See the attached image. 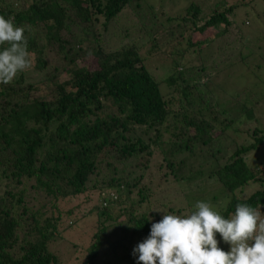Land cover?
I'll list each match as a JSON object with an SVG mask.
<instances>
[{
    "label": "trees",
    "instance_id": "trees-1",
    "mask_svg": "<svg viewBox=\"0 0 264 264\" xmlns=\"http://www.w3.org/2000/svg\"><path fill=\"white\" fill-rule=\"evenodd\" d=\"M170 1L0 0V15L25 29L35 70L46 66L52 47L66 63L55 68H64V78L30 81L22 72L0 84V264H68L51 244L79 223L78 207L62 203L94 190L101 200L91 209L95 229L77 264H137L133 250L152 223L165 213L187 214L197 201L225 218L238 203L264 214V158H251L264 136L249 142L233 130L264 117V86L253 93L234 85L238 74L248 84L252 78L241 74L243 65L262 61L264 70V0H232L229 7L226 0H188L165 19ZM134 2L160 21L148 29L157 48L171 47L169 96L140 53L143 44L111 49L101 42L102 28ZM219 46L228 56L214 78L207 56L223 57ZM87 54L96 57L94 68L82 64ZM219 88L233 96L219 98ZM153 176L185 189L200 181L206 193L192 191L177 205L155 189ZM253 184L259 186L245 196Z\"/></svg>",
    "mask_w": 264,
    "mask_h": 264
},
{
    "label": "clouds",
    "instance_id": "clouds-1",
    "mask_svg": "<svg viewBox=\"0 0 264 264\" xmlns=\"http://www.w3.org/2000/svg\"><path fill=\"white\" fill-rule=\"evenodd\" d=\"M25 29L0 15V84L31 69ZM187 214H167L151 225L133 250L137 264H264V215L238 203L228 218L211 203L197 201ZM132 227L133 225H129ZM217 234L230 250L220 247Z\"/></svg>",
    "mask_w": 264,
    "mask_h": 264
},
{
    "label": "rangeland",
    "instance_id": "rangeland-1",
    "mask_svg": "<svg viewBox=\"0 0 264 264\" xmlns=\"http://www.w3.org/2000/svg\"><path fill=\"white\" fill-rule=\"evenodd\" d=\"M12 2H17L20 4V0H9ZM193 1H201V0H193ZM211 2L212 0H207ZM216 0H213L211 4H214ZM149 4H153L158 6L159 2L158 0H147ZM232 0H226L225 4L227 7L232 5ZM142 7H139L135 2L131 3L129 6H127L117 17L114 19L107 27V29L102 28V37H101V42L105 47H110L111 49H120L122 47L128 46V45H133L135 47L143 44V46L140 48V53L146 57V61L149 66V70L153 73L154 76L158 77L159 80H161V87L162 91L166 96H169L173 93V90L171 87L167 85L164 80L166 79L167 72L168 70V65L171 61V54L169 53V49H171L170 45L165 47V50H161L157 48L155 45V42L151 40V36L148 35V29L149 25H152V22H155L159 24L160 21L155 20L152 18L146 11V8H144V3L140 2ZM190 3L188 0H171L170 2H166L164 5L163 10H165V14H161L163 18H168L170 16H174L178 14V12H182L185 10L187 5ZM17 6V5H16ZM263 6L261 5V12ZM264 25V24H263ZM262 25V26H263ZM233 37V38H232ZM236 35H230L229 40H234L236 38ZM228 39V35L224 38V40ZM223 40V39H220ZM239 41H237V44ZM264 46V44H262ZM155 47V48H154ZM237 47V45L235 46ZM221 46H219L220 49ZM216 49V51H217ZM221 56H212L208 55L207 57L210 58L212 64H209L211 67H215L214 69H210L209 72L211 73V76L215 77L216 71L215 69L219 68L218 64H222V60L226 59L225 55L228 56V52L224 50V47L220 49ZM261 52H264V48H260ZM50 54H48L45 58L47 61V64L44 68L42 69H37L35 70L36 66V60L34 53H31V59H32V67L30 70L26 71L27 72V78L30 81H38L42 78H44L47 75H53V74H60L61 78L66 77L64 74V68L62 67L59 71L56 70L55 68L57 66H64L66 63L59 59V57L56 54L57 49L56 47H52L50 50H48ZM235 52H238V49L235 50ZM259 52V50H257ZM259 53L255 54V57H257ZM237 57V56H236ZM214 60H213V59ZM239 59L241 57H238ZM257 63H262V61L258 62H253L251 63V66H244V69L242 70L241 74L242 75H251L252 78L249 80V84L244 81L242 77H239L240 75L238 72V76H236L234 80V85L235 89H241L238 86L244 85H249L247 89H250L253 91V93L259 92V90L264 86L263 82H259L258 85H255V81H258V79L262 80L264 78V70L261 67H257ZM82 64H84L87 67L94 68L95 65L97 64V59L93 54H87L83 57L82 59ZM264 64V63H263ZM223 65V64H222ZM40 67V66H37ZM237 68L240 66L237 65ZM64 71V72H63ZM200 70H198L199 72ZM235 73V74H236ZM258 74L262 75L261 78H258ZM202 81H204V78H202ZM229 91V92H228ZM234 91V90H233ZM231 89L223 90V89H218V97L224 100H228L229 97H232L233 92ZM215 99V97H214ZM243 100V99H241ZM226 102V101H225ZM260 107L264 108V102L260 103ZM260 118V117H259ZM261 121H248L243 123L242 125H238L233 127V130L238 128V133L246 140L249 142H253L255 140V137L258 136H264V131H259L261 127H264V117L260 118ZM261 123V124H259ZM261 126V127H260ZM258 128V129H257ZM257 129V130H256ZM264 129V128H262ZM258 131V134H254V132ZM252 155V156H251ZM251 158H264V146L262 145L258 151H255L251 154ZM250 156L248 159H250ZM254 159V158H253ZM252 159V160H253ZM251 160V159H250ZM260 161V160H257ZM152 181L155 184V189L156 190H163L164 192H168L169 195H171V200L174 201L175 204L179 205L183 203L184 204L188 201V195L192 194V191L197 193L198 191L200 193H206L203 189L200 191L199 189L202 188V184L200 181H197L194 185L188 186V189L185 188H180L177 185H167L166 183H161L158 181V177L153 176ZM259 185L258 184H253L251 187H248L245 191V196L250 195L253 193L255 188H257ZM94 190L93 194L89 195H79L75 198H72L71 200H64L62 203V208L68 209L71 207H78L76 214L74 215L77 217L79 223L72 225L71 227L66 228L65 233L63 236H58L57 240L55 239L51 247L55 248L56 251L63 255V259L65 262L68 264H77L78 260L76 258V253L79 255L82 253V248L83 245H88L91 242L92 239V233L93 230L95 229V213H92L91 211L92 208H94L98 203H100V197L98 194V191ZM191 191V192H190ZM194 193V194H195ZM194 206V205H193ZM193 206L191 207V211L194 210ZM264 215V214H263ZM67 216V215H66ZM70 216H67V220L69 219ZM221 244H225L221 238ZM227 246L228 251L230 250V245L225 244Z\"/></svg>",
    "mask_w": 264,
    "mask_h": 264
}]
</instances>
